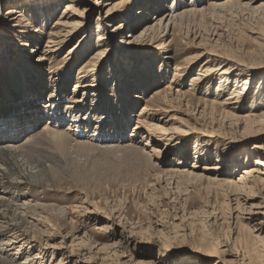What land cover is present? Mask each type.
<instances>
[{"label":"rangeland","instance_id":"1","mask_svg":"<svg viewBox=\"0 0 264 264\" xmlns=\"http://www.w3.org/2000/svg\"><path fill=\"white\" fill-rule=\"evenodd\" d=\"M154 1L143 4L145 0H0V115L20 113V117H24L30 104L38 106L44 119L34 127L29 126L31 130L23 136L26 140L45 126L47 118L52 122L65 119L61 128L73 122L79 127L74 132L75 137L82 139L85 135L87 139L83 141L91 136H102L97 140L115 143L118 136L131 137L129 135L135 132L129 142L145 144L151 141L155 144L158 141L155 144L161 149L157 157L158 166L164 170L160 171L157 165L152 167L143 156L129 149H112L115 152H110L101 148L90 152L73 147L70 153L76 161L67 163L64 157L62 160L56 146L45 141L37 144L31 154L43 160L56 155L63 161L57 162L61 173L53 185H22L17 191L26 194L30 200H38V203L64 208L65 219L61 224H47L46 229L40 225L50 237L38 239L36 247L21 240L16 243V249L11 250L8 243L13 231L0 237V253L14 258V263L57 264L64 258L60 252L63 250L70 256L63 264H162V260L163 264H238L225 254L208 261L202 259L198 251L202 249L200 239L203 236L225 250L228 238L233 235V223L227 217L229 211L224 203L226 195L223 189L206 178L188 174L180 177V174L166 171L177 164L193 168L199 166L196 165L198 163L203 167L216 162L220 154L226 160V170L241 167L235 168L236 178H240V170L255 164L246 160L247 152L264 143V139L251 132L245 134V124L223 121L221 116L211 111V106L204 100L215 99L214 96L208 94L207 86L192 81L201 72L202 63L196 65L192 72L187 73L182 68L179 76L176 75V66L196 54V50L189 49L187 45V38L194 36L208 51L214 48L233 60L255 66L256 61L264 60L261 47L264 17L261 11L225 9L185 18L184 23L179 22L178 27L175 26V32L164 38L172 50V59L165 60L155 47L161 44L159 40L132 37L142 32L146 22L153 20L151 18L156 11L151 8L155 6ZM164 1L166 4L162 11L173 4L174 12L178 13L189 0ZM69 2L76 7L75 21L80 22L79 31H75L74 37H68V42L56 56H48L50 59L42 61L39 54L53 44L49 40L57 31L56 22L67 12L73 14V10L68 11L65 7ZM205 3L207 6L209 0ZM139 8L151 10L139 19ZM183 36L186 37L184 41L181 40ZM70 51H73L71 56ZM262 64L264 68V62ZM82 67L83 70L88 67L87 70L93 74L88 79L84 77V83L93 85L89 86V92L86 91V102L74 103L75 97L83 96L85 89L75 91ZM259 69L257 75L251 76L252 93L264 91L259 82L264 78V71ZM149 77L154 85H150ZM210 81L209 84H213L210 91H213L216 80ZM184 82L186 86H183ZM173 83L181 85L178 87L184 91L193 88L196 91L190 93L193 96H188V100H174L170 103L171 108L163 105L170 108L169 112L153 110L157 111L156 115L171 120L168 127H178L175 130L178 143L165 139L168 135L158 128L153 132H137L139 113L146 104L151 105L153 90L164 89ZM29 90L32 91L30 94ZM231 92L226 90L222 98L226 99ZM78 103L83 106L77 108ZM241 104L246 107L239 112L243 116L251 111H264V97L254 102L245 99ZM199 105L209 107L206 108L208 113L198 114ZM172 116L177 119H170ZM116 130L123 132L120 135ZM197 145L200 148L204 146L208 156L198 157L199 154L195 153ZM86 207H91V212L85 213ZM72 240L77 241L72 243ZM61 244L64 246L62 249L49 247Z\"/></svg>","mask_w":264,"mask_h":264},{"label":"bare ground","instance_id":"2","mask_svg":"<svg viewBox=\"0 0 264 264\" xmlns=\"http://www.w3.org/2000/svg\"><path fill=\"white\" fill-rule=\"evenodd\" d=\"M145 1L146 2L143 4H147L152 0ZM205 1L206 0H189L185 6L181 7V9L183 10L176 13L177 11L174 12L173 10V4L171 6H166L167 8L162 11L166 2L164 0H156V2L154 1L153 3L155 4V6L151 8L155 9L154 11H156L151 18L153 20H150L151 22H146V25L142 29V32L139 35L138 33L134 34L132 37H135V39H138L140 37H148L150 39L159 40L161 44H158V46L156 45L155 47L160 51V53L162 52L161 55L163 56V59L168 60L172 57V50H170V46L166 43V39L164 38L175 32V26H177L179 22H183L185 18H189L195 15L197 16L200 14L207 15V13H215L217 11L225 9L229 11L233 9H245L248 11L250 10L254 13L261 11L264 17V0H209L207 6L205 5ZM189 2L191 3L189 4ZM68 4L69 5L65 7H67L66 9L68 11L73 10V14L67 12V14H64V16H62V18L60 17V19L56 22L55 26H57V31L53 32V36H50L51 39L49 38V43L53 44L48 45L49 49L45 50V52H40L39 54V56H41L40 60L42 61L45 59H50L48 56H56L61 50V47L66 42H68V37H74L76 33L75 31H79L78 26L80 25V22L78 23L75 21L76 7L73 5L74 3L69 2ZM139 9L140 10H138L137 12V17H139V19L140 17L148 15L150 13L149 10H151H145L141 8ZM184 38L186 37H181V40L184 41ZM187 40L188 43H186L188 45V48L196 50V54L194 53L186 58V60H184L182 64L183 66L181 64H179V66H176V75L179 76L181 74L180 72L183 71L182 68H185L187 73L192 72L196 65L202 63L201 72L199 73V75L194 76L192 81L199 83L200 86H207V90H209L208 94L214 96L215 99L204 100L208 106H211V111L214 114L216 113V115L218 114L219 116H221V118H223V121L233 120L236 123L241 122L245 124V134H247V132H251L253 133V135H257L259 139H264V111L261 113L251 111L244 116L240 115L239 113L242 112V110L246 109V107L241 104L242 100L248 99L249 101L254 102L256 99L264 97V91H257L255 93H252L251 86V76L257 75L260 70L259 68H261L262 72L264 71V68H262L263 66H261L263 65L262 63L264 62V60H261L259 62L256 61L254 63L256 64L255 66H247L237 60L231 59L224 53H219L220 51L218 52L216 50H213L214 48H211L212 50L208 51L202 46L203 43L198 42L196 36L189 39L187 38ZM80 41L81 44L84 41V38ZM173 42L177 41L173 39ZM189 45L191 46L189 47ZM78 47L79 45L77 46V48ZM261 47L264 49V42L261 43ZM72 52L73 51H70V56ZM207 55H210V57L205 58V56ZM166 63H168V61ZM257 65L260 66L258 67ZM87 69L88 67H85V69L83 70L82 67L80 69V73H78L80 75L79 84L75 86V91H78V88L85 89L83 90V96H79L80 98L75 97L74 103L79 101L86 102V91L89 89V86L93 85L92 83H84L83 81L84 77H86L85 79H88V76L91 77L93 75L90 70ZM214 78L216 80V83L214 84V90L210 91V89H213V84L209 83L211 82L210 80H214ZM149 80H151L152 82V78L149 77L148 81ZM81 82H83V84H81ZM151 82L150 85H154V81L152 83ZM259 82H261V84L264 86V78L259 80ZM196 83H194V86ZM175 85L176 84L173 83L167 85L164 89L153 90L151 94V105L153 107L146 104L140 111L137 125L135 127V129L138 130L137 132H140L139 130L145 132H153L155 128H158L162 131L163 134L168 135L165 137V139H173V141L177 142L175 140V134L177 133L175 130L178 127H168V122H170L171 120H165L163 117L156 115L157 111H159L160 109L162 112H169V109L171 108L170 103H172L174 100H188L187 97L191 96L190 93L194 92L193 87V89L184 91L185 89H180L178 87L181 85ZM186 85L187 84L184 82L183 86ZM228 89H230L232 92L229 97L223 99L222 97ZM89 91L90 90H88V92ZM31 92L32 91L29 90L28 94H30ZM194 93H196V91ZM95 94L96 93L94 92L93 96H95ZM163 105H166L170 108H166ZM76 106L77 108H79L83 105H80L78 103ZM75 108L76 107H74V110ZM206 108L199 105V107L197 108V113L200 115L208 113ZM28 109L29 110H27V112L25 111L26 114L24 115V117H20V113H5L0 115V237L6 235L10 231H13V235L10 236L9 239L11 240V242L8 243L9 246H12L11 250L16 249V243H20L21 240H26L29 244H33V246L36 247L35 242H39L38 239H42L41 237L43 236L50 237V234L46 233L45 230L47 224L48 226H51V222L61 224V221L65 219V215H63L64 208H58L53 204H43L40 202L38 203V200H30V198H27L26 194L18 193L17 189H20L22 185H28L32 187L37 185H44L45 183H49L50 185L56 183L58 174L61 173H59L60 167L57 162L62 161L63 157L65 158L64 160L67 159V163H74L76 161V159L73 158L74 156L72 157V153H70L71 148H79L82 151H85V149H87L90 152L101 148H103V150L108 149V151L110 152L114 151L112 149H115V151L121 149H129L130 151L132 150L143 156V158L146 159L152 167H156L157 165V168L160 171H164L158 166L159 164L157 161V157L160 156L158 153H161V149H159L155 145L158 141L156 143L154 142L155 144H152L151 141L145 144L139 143L138 141L137 143L129 142L134 137L133 135L135 132L129 135L131 137H126L125 135L124 137L118 136L115 143H113L114 141L101 142L97 140V138L100 139L99 137L102 138V136H97L98 134L96 135V138H93V136H91L92 138H90L89 140L83 141L87 139L85 138V135L82 137V139H77L75 137L74 132L79 127L73 122L67 121V128H64L63 126V128H61L62 121H66L63 117L62 118L64 120H53L54 122H52L51 118H47L48 120L44 123L45 126H43L36 135L26 140L23 136L25 133H28L31 130L29 126L34 127L35 124L40 123V121H43L44 119L41 118V114L43 113L40 111V108L38 106L36 107L30 104L28 106ZM154 109H156L157 111H153ZM170 119L175 120L177 118H174L172 116ZM157 120H159V123L157 122ZM122 132L117 131V133H120V135L122 134ZM43 141H45L46 143H51V145H54V147L56 146L58 151L61 152L60 156H62V160H60L59 157L53 155L52 153L49 154H52V157L49 156V159L47 160H43L40 156L33 155V153L31 154L34 148H36L35 146H37V144H41ZM72 142L75 143L72 145ZM134 143L136 144L132 146V144ZM177 143H174V145H176ZM196 147L198 150L195 151V153L199 154L198 157L201 156V158H203V156L205 157V155L208 156L206 154L207 152H204V150L206 149L204 146L200 148V145H197ZM73 153L75 154V152ZM182 153L184 154V150ZM52 158L56 160H53ZM252 158L254 159L252 160ZM248 159L253 161V163L255 164L253 165V167H244V170H240L239 172L242 171V173H240V178H236L235 168L240 169L241 167L236 166L234 168L233 165L234 170H226V166L224 164L226 160L220 154L216 162L209 163V165H205L203 167L198 163L196 165L199 166H194L193 168L183 167L182 165L180 166L177 164L175 165V168L171 167L170 170L166 171L169 173L180 174V177L181 174H188L198 178H206L207 180H209V182L216 184L218 187H221V189H223L225 193L223 194L226 195L224 203L229 211V216L227 217L231 219V222L233 223V235H231L232 233H230L231 237L228 238V241L225 244V246L227 247V249L225 248V250L220 249L219 246L217 247L216 245H214L212 239L210 240L209 238L203 236L200 239V243H203V245L200 246L202 249H198L199 255L202 257V259H207L209 261L212 258H220L221 254H225L227 256H231V258L233 257L232 262H238V264H264V143L258 144L252 152L248 151L246 160ZM90 208L91 207H86L84 212H91ZM245 214L250 215L249 218L246 217ZM40 225H43L45 229L40 227ZM52 226H55V223H53ZM81 238H83V236H81ZM84 240H82L83 243L86 241ZM42 241H46V245L49 244L47 240ZM75 241L77 240H72V243H74ZM58 246L49 245L50 248L54 247V249H62V247H64L62 246V244L59 247ZM18 250L20 249L18 248ZM60 252L62 256H64V258L62 257L60 259V262L57 264H63V261L70 257L68 256V254L66 255L67 252H63V250H60ZM36 257H41V255H37ZM13 259L14 258L3 256V253H0V264H22L14 263ZM161 262L162 264L164 263L163 260Z\"/></svg>","mask_w":264,"mask_h":264}]
</instances>
